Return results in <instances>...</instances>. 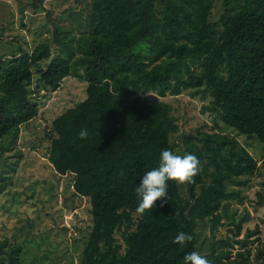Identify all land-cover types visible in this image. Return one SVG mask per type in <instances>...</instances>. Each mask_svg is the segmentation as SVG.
<instances>
[{"label":"trees","instance_id":"1","mask_svg":"<svg viewBox=\"0 0 264 264\" xmlns=\"http://www.w3.org/2000/svg\"><path fill=\"white\" fill-rule=\"evenodd\" d=\"M43 1L31 5L45 9ZM220 1L214 20V0H87L81 10H66L67 27L53 24L55 53L41 43L0 57L1 150L12 149L20 125L38 113L31 83L39 93L69 75L86 82V97L53 118L46 133L53 170L73 174L72 188L89 198L92 225L79 264H184L197 252V219L209 220L214 232L224 200L237 192L230 182L259 170L230 132L185 133L182 145L171 140L176 117L164 97L202 89L211 97L204 107L225 125L264 142V0ZM163 150L194 154L201 171L184 194L169 181L168 204L158 200L140 215L135 189ZM6 182L0 179V191ZM256 193L264 201V190ZM181 232L193 239L174 243ZM227 241L211 242L203 256L224 264L232 251L214 244ZM21 250L0 239V264H21Z\"/></svg>","mask_w":264,"mask_h":264},{"label":"rangeland","instance_id":"2","mask_svg":"<svg viewBox=\"0 0 264 264\" xmlns=\"http://www.w3.org/2000/svg\"><path fill=\"white\" fill-rule=\"evenodd\" d=\"M31 2L0 0L1 59L17 53L19 46L31 50L41 43L51 44L55 53L53 24L67 27L66 10H81L87 0H44L45 9L35 8ZM220 12L221 1L214 0L212 18L218 19ZM34 75L36 81L39 74L35 71ZM34 86L31 83L28 88L38 104L37 115L20 125L12 149H0V179L7 181L0 191V239L22 244L21 264H79L92 225L89 198L74 191L73 174L60 175L53 170L47 159L46 133L53 118L86 97V82L69 75L56 90L40 88L39 93H33ZM210 99L202 89H182L178 95L164 97L176 117L171 140L182 145L185 133L230 132L255 155L259 170L230 182L229 189L237 192L224 200L222 223L214 232L209 220L197 219V252L208 254L211 242L227 236L229 241L223 246L214 244L216 250L231 249L224 264H264V201L258 202L256 193L264 190V142L225 125L215 111L204 107ZM186 190L187 183L182 184L183 194ZM237 223L239 231L234 234L229 229H235ZM117 237L124 243L120 232Z\"/></svg>","mask_w":264,"mask_h":264},{"label":"clouds","instance_id":"3","mask_svg":"<svg viewBox=\"0 0 264 264\" xmlns=\"http://www.w3.org/2000/svg\"><path fill=\"white\" fill-rule=\"evenodd\" d=\"M88 132L82 129L79 133L81 139L87 138ZM201 171L199 159L194 154L178 155L169 150H163L160 154L159 166L147 171L140 179L135 192L139 199L136 212L142 215L160 201V207L168 204V182L175 181L178 184L193 182V178ZM121 175L123 173L121 172ZM193 237L181 232L174 243L184 245ZM184 264H212V261L193 251L184 256Z\"/></svg>","mask_w":264,"mask_h":264}]
</instances>
